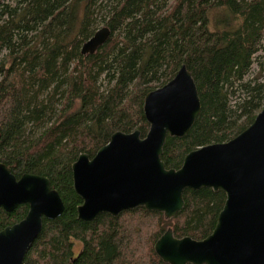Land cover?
Masks as SVG:
<instances>
[{"label":"trees","instance_id":"16d2710c","mask_svg":"<svg viewBox=\"0 0 264 264\" xmlns=\"http://www.w3.org/2000/svg\"><path fill=\"white\" fill-rule=\"evenodd\" d=\"M102 26L108 41L83 56ZM261 52L264 0H0V163L16 179L46 177L64 204L59 218L43 219L23 264H166L154 245L168 228L178 239L208 237L224 193L186 190L169 221L137 208L83 222L71 166L116 132L144 138L146 94L182 66L201 111L184 138H166L165 168L178 170L188 153L230 141L264 108ZM27 212V205L0 209V231Z\"/></svg>","mask_w":264,"mask_h":264},{"label":"water","instance_id":"95a60500","mask_svg":"<svg viewBox=\"0 0 264 264\" xmlns=\"http://www.w3.org/2000/svg\"><path fill=\"white\" fill-rule=\"evenodd\" d=\"M110 37L102 27L81 47L93 55ZM201 111L196 85L185 66L166 84L146 94L143 113L148 132H116L94 157L81 154L72 164L77 218L95 221L144 208L173 219L183 193L202 188L222 192L225 202L212 233L204 240L175 238L168 228L154 245L166 264H264V108L253 123L226 143L188 153L178 170L161 161L167 137L184 138ZM28 206L23 220L0 231V264H23L43 219L55 220L64 204L50 181L24 174L16 179L0 163V209Z\"/></svg>","mask_w":264,"mask_h":264},{"label":"rangeland","instance_id":"374dc122","mask_svg":"<svg viewBox=\"0 0 264 264\" xmlns=\"http://www.w3.org/2000/svg\"><path fill=\"white\" fill-rule=\"evenodd\" d=\"M103 27V26H102ZM102 27H100V28H102ZM99 28V29H100ZM98 29V30H99ZM259 56L260 57H262V59H263V63H264V52H261L260 54H259ZM264 65V64H263ZM257 72H258V70H257V67L254 65L253 67H252V70H251V72H250V75H249V77H248V79H253L254 77H256V75H257ZM166 221V220H165ZM169 221V220H168ZM81 249V244L80 243H76V245H75V253H77V252H79V250Z\"/></svg>","mask_w":264,"mask_h":264}]
</instances>
